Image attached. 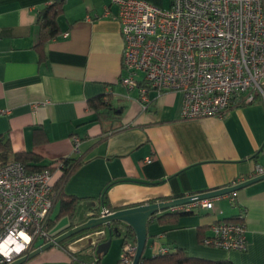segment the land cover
I'll return each mask as SVG.
<instances>
[{
    "label": "crops",
    "instance_id": "0c3cea01",
    "mask_svg": "<svg viewBox=\"0 0 264 264\" xmlns=\"http://www.w3.org/2000/svg\"><path fill=\"white\" fill-rule=\"evenodd\" d=\"M54 1L0 0V135L10 138L14 152L33 153L46 164L83 160L65 182V194L102 210L105 193L117 211L232 186L264 167V100L198 120L182 119L179 92L151 89L143 102L138 88L121 84L118 6L112 0H67L58 17L61 34L41 50L37 15ZM144 1L163 9L172 5ZM105 94L122 110L102 125L87 102ZM165 212L148 224V256L180 248L205 260L264 264V180L220 197L212 210L198 207L174 221H159ZM220 220L246 224L245 251L203 244ZM70 224L63 217L51 232L57 237ZM79 244L74 256L56 245L26 264H121L119 237L101 258L93 257L86 239Z\"/></svg>",
    "mask_w": 264,
    "mask_h": 264
},
{
    "label": "built area",
    "instance_id": "2783aa9c",
    "mask_svg": "<svg viewBox=\"0 0 264 264\" xmlns=\"http://www.w3.org/2000/svg\"><path fill=\"white\" fill-rule=\"evenodd\" d=\"M119 8L124 41L121 84L139 89L143 102L149 90L183 95L182 119L198 120L224 117L239 105L264 100V0H172L168 9L144 0H112ZM145 108V106H143ZM79 151V139H74ZM152 158H148L150 163ZM56 174L44 170L29 173L24 164L0 163V264H10L52 241L48 228L56 203ZM264 174L258 166L242 179ZM220 197L172 209L192 212L195 208L212 210ZM111 212L103 208L98 215ZM244 222L217 221L206 246L225 250L247 249ZM108 236L106 227L69 244L86 239L90 251ZM137 243L125 244L121 264H133ZM166 253L161 249L160 254ZM26 264V263H25Z\"/></svg>",
    "mask_w": 264,
    "mask_h": 264
},
{
    "label": "trees",
    "instance_id": "16d2710c",
    "mask_svg": "<svg viewBox=\"0 0 264 264\" xmlns=\"http://www.w3.org/2000/svg\"><path fill=\"white\" fill-rule=\"evenodd\" d=\"M67 0H55L51 4L43 7L36 19V24L39 28V49L59 37L61 34V29L58 24V17L63 14L64 8L66 6ZM88 108L93 111L96 115L95 121H99L102 125L111 122L113 119H117L120 116L118 110L122 108L115 107L109 100L108 95L97 96L91 98L87 102ZM239 105L238 107H242ZM40 130L36 131V138L38 137ZM10 161L20 162L25 165L29 173L41 172L44 170H50L52 173H55L58 170V166L61 169V175L57 178L54 191L57 194L55 208L57 209V214H52L49 218L48 228L51 230L56 223L63 217H68L71 220L69 229L74 228L77 224H82L88 221L91 217V214L98 215L101 211V207H96L93 201H87L86 199H81L76 196L67 195L63 191V186L68 178L77 171L80 166L83 164V160L76 158H68L60 160V163L57 165L46 164L43 162V159L38 155L33 153L25 152H14L10 138L6 135H0V163L6 164ZM100 204L110 211H116L112 209L107 201L106 194H103V197L99 200ZM153 203V202H151ZM54 208V210H55ZM91 212L88 216L87 213ZM193 212V211H192ZM192 212L184 211H170L165 212L164 214L157 217L161 222L174 221L179 216L186 214H191ZM155 215L154 217H156ZM104 227H99L94 230L81 232L63 242L58 246L66 249L68 252L74 256L76 253H72L68 250L70 243L76 239L95 232ZM114 228H118V232H114ZM113 237L119 235V238L122 239L123 247L129 241L136 242V234L134 230L122 222H114L112 224ZM55 236V235H52ZM106 238L104 241H107ZM93 257H96L94 255ZM140 264H234L231 261H212L205 260L200 258H195L190 256L184 249L176 248L173 251L167 254H156L154 256H148L144 252Z\"/></svg>",
    "mask_w": 264,
    "mask_h": 264
},
{
    "label": "water",
    "instance_id": "95a60500",
    "mask_svg": "<svg viewBox=\"0 0 264 264\" xmlns=\"http://www.w3.org/2000/svg\"><path fill=\"white\" fill-rule=\"evenodd\" d=\"M262 180H264V174L258 177L248 179L237 185L214 189L199 194L173 198L166 201L148 203L136 207L117 210L103 217L90 218L85 223L78 225L66 231L65 233L55 237L52 241L46 243L45 245L39 247L38 249L28 253L27 255L21 257L20 259H17L16 261L10 264H25L40 255L42 252L49 250L56 245H59L61 242L81 232L94 230L99 227H106L110 238L107 241L101 243L96 250L97 257L101 258L102 255L107 254L111 246L113 238L112 224L114 222L125 223L134 230L136 234L137 252L133 264H140L142 256L147 246L148 224L150 220L154 218L155 215L168 210H172L177 207L190 205L199 201L229 195ZM114 232L117 233L118 228H114ZM116 237H119V235H117Z\"/></svg>",
    "mask_w": 264,
    "mask_h": 264
}]
</instances>
